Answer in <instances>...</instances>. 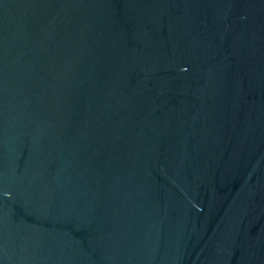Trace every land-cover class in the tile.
<instances>
[{"label": "water", "instance_id": "obj_1", "mask_svg": "<svg viewBox=\"0 0 264 264\" xmlns=\"http://www.w3.org/2000/svg\"><path fill=\"white\" fill-rule=\"evenodd\" d=\"M0 264H264V0H0Z\"/></svg>", "mask_w": 264, "mask_h": 264}]
</instances>
